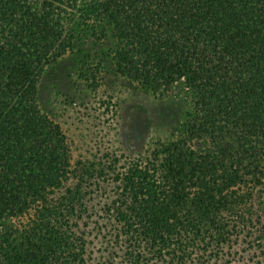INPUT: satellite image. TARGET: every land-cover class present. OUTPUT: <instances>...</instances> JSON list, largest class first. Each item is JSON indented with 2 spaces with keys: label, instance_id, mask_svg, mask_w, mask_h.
Instances as JSON below:
<instances>
[{
  "label": "trees",
  "instance_id": "16d2710c",
  "mask_svg": "<svg viewBox=\"0 0 264 264\" xmlns=\"http://www.w3.org/2000/svg\"><path fill=\"white\" fill-rule=\"evenodd\" d=\"M87 41L180 118L83 56L68 135L38 84ZM0 264H264V0H0Z\"/></svg>",
  "mask_w": 264,
  "mask_h": 264
},
{
  "label": "rangeland",
  "instance_id": "374dc122",
  "mask_svg": "<svg viewBox=\"0 0 264 264\" xmlns=\"http://www.w3.org/2000/svg\"><path fill=\"white\" fill-rule=\"evenodd\" d=\"M83 56H90L103 61V81L99 93L110 94L118 101L122 115L120 120L124 121V116L126 118L138 116L142 122L140 116L145 112L148 113L154 126L161 122L158 117L159 110L160 112L163 109L167 113H175L179 119L186 109V101L181 93L175 92L164 101H157L139 87L114 75L111 64L106 58L104 47L96 46L87 41L82 45L79 44L72 55L64 57L61 61L45 69L38 84V101L42 111H45L74 139L77 138L82 126L77 121L76 114L69 111L70 105L65 102L76 94L72 84L73 71L76 61ZM138 145L137 143L133 144L135 147Z\"/></svg>",
  "mask_w": 264,
  "mask_h": 264
}]
</instances>
